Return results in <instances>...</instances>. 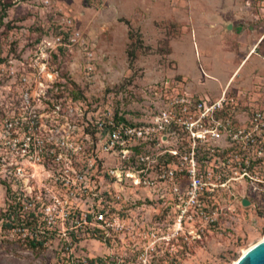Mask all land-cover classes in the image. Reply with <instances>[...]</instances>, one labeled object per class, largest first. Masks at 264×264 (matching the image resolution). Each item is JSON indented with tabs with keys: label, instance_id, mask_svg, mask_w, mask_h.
<instances>
[{
	"label": "rangeland",
	"instance_id": "374dc122",
	"mask_svg": "<svg viewBox=\"0 0 264 264\" xmlns=\"http://www.w3.org/2000/svg\"><path fill=\"white\" fill-rule=\"evenodd\" d=\"M49 1L48 7L42 0L0 1L2 159L7 136L20 133L22 139L34 123L32 134L45 147L40 163L46 173H56L52 158L60 141L89 146L88 135L98 140L101 120L150 125L162 112L180 116L186 105L176 101H215L224 92L228 105L217 116L224 122L242 125L256 105L264 108V42L241 68L264 33V0ZM228 18L235 21L231 31L226 29L231 22H224ZM67 19L73 23L69 34L62 29ZM62 33L66 46L57 50L53 41ZM72 33L76 42L70 41ZM20 118L22 125L9 131L10 121ZM167 133L161 152L179 153L159 157L158 175L174 169L184 200L171 199L167 182L152 192L124 186L121 206L142 233L157 234L158 242L144 253L148 239L132 247L127 237L122 247L110 250L112 258L146 264L143 254L147 264H234L245 249L264 240V156H237L222 132L220 139L198 141L193 158V141L180 125ZM32 150L29 162L38 154ZM78 159L84 164L82 155ZM194 161L203 185L199 200H188L187 170ZM116 163L109 157L98 161L89 188L76 191L82 199L73 205L76 214L89 210L92 194L110 185L106 164ZM6 169L0 163V264H72L73 255L63 256L53 237L34 250L31 239L6 227L9 214L16 212L11 206L19 194L15 190L22 193L27 183H10ZM46 187L60 191L51 180ZM19 215L17 228H23ZM83 248L93 259L109 251L100 241L86 240Z\"/></svg>",
	"mask_w": 264,
	"mask_h": 264
},
{
	"label": "built area",
	"instance_id": "2783aa9c",
	"mask_svg": "<svg viewBox=\"0 0 264 264\" xmlns=\"http://www.w3.org/2000/svg\"><path fill=\"white\" fill-rule=\"evenodd\" d=\"M42 2L45 7L50 5L49 0ZM65 27L62 29L69 34V29L73 27L72 20L67 19ZM67 34L62 33L53 41L57 44L55 49L59 50L66 46ZM70 35L73 38L70 41L76 42L74 33ZM176 103L186 105L180 109V116L162 112L150 125H128L114 117L98 121V130L101 131L96 135L98 140L94 141L88 135L87 147L76 140L62 141V143L60 141V151H55L52 158L54 164L59 167V172L56 173L54 171L46 173L45 166L40 163L42 158L39 154L44 153L45 147L42 138H35L32 134L31 130L36 127L35 123L27 127L28 132L23 131L22 139L18 138L20 133L7 136L4 145L8 150L7 158L0 157V163L7 168L10 183H13L12 180L16 184L27 182L26 190H22V193L19 189L15 190L19 194L14 198L17 200L11 202L13 210H16L8 216L12 230L23 234L24 239L29 238L42 245L53 237L56 242L58 241L57 249L64 254L63 256L70 258L73 255L72 264H101V261L112 264L108 262L109 260H115V264H126L120 258L113 259L110 250L122 247L121 244L127 237L132 247L141 245L142 237L148 239V246H142L141 251L149 253L150 250H154L158 242L157 234L141 232V225L133 222L121 206L120 191L122 192L124 186L130 185L152 192L160 188L162 182H167L169 184L167 192L172 196L171 199L184 200L181 187L175 182L174 169L170 168L165 170L164 175H158L159 157L165 154L177 156L179 153L177 150L161 152L168 143L164 138L171 135L167 132L174 130V124L180 125L188 133L190 143L193 141L190 152L193 158L199 153L196 146L198 141L220 139L222 132L226 133V140L230 142L228 147L237 149V156L241 154L264 156V108L256 105L257 107L251 110V115L242 125H235L229 120L224 122L217 117L228 105L226 92L215 101L208 98L194 103L190 100L176 101ZM22 118L8 122L9 131L20 127L23 123ZM211 121L214 126L208 127ZM32 147L38 154L34 162H29L26 159L33 153ZM151 150H154V153ZM98 153L103 154L104 157L99 158ZM79 155L83 156L84 164L79 163ZM107 157L117 161L115 165L106 164L110 185L104 191L92 194L93 198L87 200L90 203L89 210L81 215L76 214L77 210L73 205L82 201L76 191H86L89 188L93 180L91 172H94L98 166V161ZM8 163L10 164L6 165ZM247 163L249 164V161ZM197 167L198 164L194 161L187 170L190 178L188 200H199L198 191L203 185V180L202 176L198 175ZM48 180L54 182L55 190L60 189V191L55 192L46 187ZM166 196L167 194H164L160 198L164 199ZM17 214H21L19 227L23 228H17L19 225ZM131 237L137 239L131 240ZM86 240L102 242L105 249L109 250L108 254L101 258H89L83 251V243ZM143 256L142 254L140 260L147 264Z\"/></svg>",
	"mask_w": 264,
	"mask_h": 264
},
{
	"label": "water",
	"instance_id": "95a60500",
	"mask_svg": "<svg viewBox=\"0 0 264 264\" xmlns=\"http://www.w3.org/2000/svg\"><path fill=\"white\" fill-rule=\"evenodd\" d=\"M226 29L231 31L233 29V24L228 23ZM165 140L167 137L164 138ZM244 206H248L249 202L247 200L243 201ZM238 264H264V242L258 244L238 262Z\"/></svg>",
	"mask_w": 264,
	"mask_h": 264
},
{
	"label": "crops",
	"instance_id": "0c3cea01",
	"mask_svg": "<svg viewBox=\"0 0 264 264\" xmlns=\"http://www.w3.org/2000/svg\"><path fill=\"white\" fill-rule=\"evenodd\" d=\"M224 12L223 10H218L217 9V11L216 12ZM225 13V12H224ZM224 16V15H223ZM218 17H220V15L219 16H217V18ZM222 19L224 20V18L222 17ZM230 18H228L227 19V21H224V22H228V21H230L232 24H233V27H235V21H234V19L232 18V19H230ZM238 25H243L242 23H237ZM264 42V33H263V35H262V37H261V39L257 42V44L255 45V46H253L252 47V49H251V53L249 54V55H247L246 57H245V59L243 60V63L241 64V68H243V66L246 64V62L248 61V60H250L252 57H253V55L254 54H256V52H257V49H259V45L261 44V43H263Z\"/></svg>",
	"mask_w": 264,
	"mask_h": 264
},
{
	"label": "trees",
	"instance_id": "16d2710c",
	"mask_svg": "<svg viewBox=\"0 0 264 264\" xmlns=\"http://www.w3.org/2000/svg\"><path fill=\"white\" fill-rule=\"evenodd\" d=\"M0 1H2V0H0ZM8 6H11V5H8V4H5L4 5V8H6V7H8ZM121 121V120H120ZM6 227L8 228V227H11V225L10 224H6ZM38 246H41V244H39L38 242H35V241H30V247L31 248H33L34 250L36 249V248H38Z\"/></svg>",
	"mask_w": 264,
	"mask_h": 264
},
{
	"label": "bare ground",
	"instance_id": "6f19581e",
	"mask_svg": "<svg viewBox=\"0 0 264 264\" xmlns=\"http://www.w3.org/2000/svg\"><path fill=\"white\" fill-rule=\"evenodd\" d=\"M262 242H264V240L261 241V242H259L258 244H260V243H262ZM258 244L253 245V246H252L251 248H249V249H245L244 252H243V256L241 257V259H242V258H243V257L249 252V250H251L252 248H254L255 246H257ZM241 259H240V260H241ZM240 260H239V261H240ZM239 261L234 262V264H238Z\"/></svg>",
	"mask_w": 264,
	"mask_h": 264
}]
</instances>
